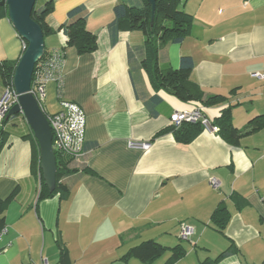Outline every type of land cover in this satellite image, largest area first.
Wrapping results in <instances>:
<instances>
[{"label":"crops","instance_id":"0c3cea01","mask_svg":"<svg viewBox=\"0 0 264 264\" xmlns=\"http://www.w3.org/2000/svg\"><path fill=\"white\" fill-rule=\"evenodd\" d=\"M49 1L53 9L45 22L56 33L44 39V48H64L61 99L85 115L84 155L80 165L68 163L72 172L60 179L68 189L66 198L40 199L41 174L27 138L31 131L22 115L5 120L0 200L11 199L3 209L0 264H60L59 246L69 264H144L125 257L145 241L167 249L181 245L186 254L174 264H200L228 249L216 264H262L264 123L244 133L236 146L205 131L189 144H178L167 130L174 112L196 106L211 121L228 108L240 131L264 117V78L252 77L264 76V0H184L180 6L191 17L188 35L161 48L158 63L176 70L181 57H190L188 82L203 100L225 98L211 107L180 101L151 86L140 66V31L119 32L111 42L108 26L121 0H36V9ZM80 6L79 17L86 18L87 31L96 37L90 54L67 48V38L58 31ZM22 50L0 13V65L16 63ZM3 90L0 80V98ZM153 95L162 102L149 109L144 103ZM40 108L47 116L59 109L52 81L45 84ZM234 197L245 205L239 207ZM219 207L228 212L222 234L211 223ZM181 225L193 229L186 242L178 237ZM169 257L167 251L150 264H165Z\"/></svg>","mask_w":264,"mask_h":264},{"label":"trees","instance_id":"16d2710c","mask_svg":"<svg viewBox=\"0 0 264 264\" xmlns=\"http://www.w3.org/2000/svg\"><path fill=\"white\" fill-rule=\"evenodd\" d=\"M183 2L184 0H155L154 18L151 21V6L145 0H140L139 3H137L136 0H121L115 6L114 18L108 26L111 42L115 43L116 36L119 32L140 31L144 36L143 58L140 66L148 76L151 86L156 91H163L180 101L200 102L204 107L221 104L225 101L224 97L214 96L203 100L202 94L198 88L188 82L189 73L193 68V63L190 57H181L176 70H171L170 68L161 69L159 66L158 51L166 45L181 43L188 35L192 22L191 17L180 8ZM52 9L53 2L49 1L40 9H36L34 6L31 12V19L41 29L43 39L56 33V31L51 29L45 22L46 17L51 13ZM0 13H3L7 17L6 7L0 6ZM81 13V6L72 9L68 13L70 21L62 24L58 31H61L67 38V48H74L78 54H90L96 50V37L87 31L86 18L79 17ZM60 49L64 52V48ZM49 51L44 49V54L39 62L47 57ZM16 63H3L0 65V80L4 87L12 85V77ZM37 65H35L34 71ZM161 102V97L153 95L144 104L147 108L151 109V106L159 105ZM152 115H155V113L152 112ZM45 116L47 118V115ZM260 119L261 120L254 119L250 121L244 131H240L233 127L229 109L226 108L220 111V115L215 121H210L213 126L218 128L217 134L224 142L236 146L244 133H252L261 128L259 124H262V122L264 123V117ZM4 123L5 120L3 121V124ZM202 131L204 130L200 124H183L177 129L169 128L167 130V132L173 135L174 140L178 144L183 145L192 142ZM4 136L5 133L3 129H0V150L4 145ZM27 138L30 139L34 145V163L38 166L39 151L37 142L31 133ZM55 158L57 170L55 190L49 192L41 177L40 199H47L56 194L59 195L61 199H64L68 195V189L64 184L60 183V179L71 174L72 170L67 167L69 161L57 153H55ZM75 172L77 173L76 170ZM82 172H84V170ZM10 199L11 198L0 200V230L5 228L3 209ZM233 199L239 207L245 205L240 199L235 197ZM227 222L228 212L226 209L224 207L216 209L211 217L212 228L216 232L222 234ZM59 250V263L69 264L67 251L60 246ZM167 251L170 252V257L165 264H174L186 254L185 249L181 245L172 249H167L154 241H145L132 247L125 259L131 257L137 259L141 263L150 264L154 260L163 256ZM229 251L230 249L221 253L215 259H206L200 264H216L219 260L225 258L228 253H230ZM262 264H264V262Z\"/></svg>","mask_w":264,"mask_h":264},{"label":"built area","instance_id":"2783aa9c","mask_svg":"<svg viewBox=\"0 0 264 264\" xmlns=\"http://www.w3.org/2000/svg\"><path fill=\"white\" fill-rule=\"evenodd\" d=\"M2 1V0H0ZM22 49L26 46L22 43ZM65 53L59 49H52L49 54L41 62L37 63L35 71H33V80L31 81L30 92L40 105L45 98V84L52 81L56 84L57 94L59 98V109L53 115L47 116V121L52 134V148L54 153L66 158L69 163L80 165L84 155V138H85V115L80 107L66 102L61 99L63 87V66ZM254 78H264L263 75L252 74ZM17 103V95L13 85L4 87L3 95L0 98V127L3 126L9 110ZM170 126L174 129L179 128L183 124H200L205 132L212 134L218 133V128L211 124L202 107H194L189 110L176 111L169 119ZM131 147H140L143 150L148 146L145 144H130ZM211 184L216 187L217 182L212 180ZM6 234V229L0 230V239ZM193 234L192 227L181 225L179 239L182 241L189 240ZM42 264H48L43 262Z\"/></svg>","mask_w":264,"mask_h":264},{"label":"water","instance_id":"95a60500","mask_svg":"<svg viewBox=\"0 0 264 264\" xmlns=\"http://www.w3.org/2000/svg\"><path fill=\"white\" fill-rule=\"evenodd\" d=\"M151 6V21L154 18L155 0H145ZM36 0H2L7 18L17 37L26 43L16 63L12 85L17 103L9 110L5 120L22 115L37 142L39 170L45 187L53 192L56 186V158L52 148V134L46 116L31 94V80L35 65L44 54V39L39 26L32 21L31 12Z\"/></svg>","mask_w":264,"mask_h":264},{"label":"rangeland","instance_id":"374dc122","mask_svg":"<svg viewBox=\"0 0 264 264\" xmlns=\"http://www.w3.org/2000/svg\"><path fill=\"white\" fill-rule=\"evenodd\" d=\"M38 2V1H37ZM20 40V39H19ZM22 43L24 44V46H26V44H25V42H23L22 40H20V44H21V46H23L22 45ZM32 134V133H31ZM261 262H258V264H260Z\"/></svg>","mask_w":264,"mask_h":264}]
</instances>
